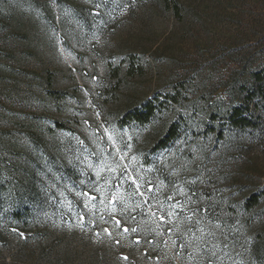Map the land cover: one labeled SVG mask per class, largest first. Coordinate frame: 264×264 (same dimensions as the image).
<instances>
[{
  "label": "rangeland",
  "instance_id": "1",
  "mask_svg": "<svg viewBox=\"0 0 264 264\" xmlns=\"http://www.w3.org/2000/svg\"><path fill=\"white\" fill-rule=\"evenodd\" d=\"M182 2L177 20L162 0H0V264L245 260L226 210L264 187V150L236 162L186 134L152 153L158 124L116 122L179 77L224 99L229 54L264 21V0Z\"/></svg>",
  "mask_w": 264,
  "mask_h": 264
},
{
  "label": "trees",
  "instance_id": "2",
  "mask_svg": "<svg viewBox=\"0 0 264 264\" xmlns=\"http://www.w3.org/2000/svg\"><path fill=\"white\" fill-rule=\"evenodd\" d=\"M162 2L175 19H184L186 7L182 0ZM251 32V36L229 54V79L221 84L224 99H212L213 91L208 96L196 92L186 79L179 77L175 83L168 84L164 92H157L153 98L120 114L116 120L118 126L150 129L158 124L152 153L162 152L186 134L197 135L213 145L217 153L228 154L236 162L240 161L243 144L264 150V21L253 24ZM253 48L257 50H251ZM124 63L126 77L142 76L144 66L136 55L128 54ZM197 114L203 120L193 126L192 117ZM21 205L14 206L10 212L17 224L28 223V214ZM229 207L226 218L236 216V222L228 224L227 234L234 240L235 235L244 234L248 240L247 256L241 264H264V187L258 182L238 205Z\"/></svg>",
  "mask_w": 264,
  "mask_h": 264
}]
</instances>
